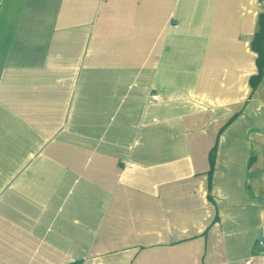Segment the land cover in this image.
I'll return each mask as SVG.
<instances>
[{"label":"crops","instance_id":"crops-1","mask_svg":"<svg viewBox=\"0 0 264 264\" xmlns=\"http://www.w3.org/2000/svg\"><path fill=\"white\" fill-rule=\"evenodd\" d=\"M259 2L0 0V264H264Z\"/></svg>","mask_w":264,"mask_h":264},{"label":"trees","instance_id":"trees-1","mask_svg":"<svg viewBox=\"0 0 264 264\" xmlns=\"http://www.w3.org/2000/svg\"><path fill=\"white\" fill-rule=\"evenodd\" d=\"M259 30L254 36L252 42V49L257 53V72L250 77V85L252 89H256L262 79L263 67H264V13H261L259 16ZM215 147H213L209 153V161H210V172L215 164Z\"/></svg>","mask_w":264,"mask_h":264},{"label":"built area","instance_id":"built-area-1","mask_svg":"<svg viewBox=\"0 0 264 264\" xmlns=\"http://www.w3.org/2000/svg\"><path fill=\"white\" fill-rule=\"evenodd\" d=\"M263 2H264V0H260V2L258 3V5H262ZM151 98H152L153 100H157V99L159 98V95H155V94H154V95L151 96ZM156 120H157V119H154L155 122H156ZM130 166L133 167L134 165L131 164ZM259 244L261 245L262 248H264V241H261ZM246 264H251V261H250V260L247 261Z\"/></svg>","mask_w":264,"mask_h":264}]
</instances>
